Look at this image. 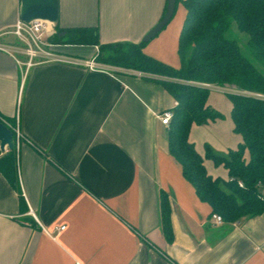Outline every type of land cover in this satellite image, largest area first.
I'll list each match as a JSON object with an SVG mask.
<instances>
[{
    "label": "crops",
    "instance_id": "obj_1",
    "mask_svg": "<svg viewBox=\"0 0 264 264\" xmlns=\"http://www.w3.org/2000/svg\"><path fill=\"white\" fill-rule=\"evenodd\" d=\"M58 3L60 28L96 26L102 43H139L162 18L167 0ZM19 9L20 0H0V34ZM184 15L179 2L143 51L178 66ZM15 41L0 35V45ZM56 51L89 60L97 46L58 43ZM138 73L48 62L24 75L15 58L0 50V116L22 135L16 167L24 201L22 209L0 171V264H264V211L213 222L210 206L170 155L168 128L157 118L175 99L150 75ZM227 99L223 88L209 87L207 103L230 117ZM231 131V117L227 123L217 119L193 124L188 138L203 157L205 144L225 155L241 140ZM204 166L212 177L229 179L211 159L204 158ZM161 192L170 204V240L161 227Z\"/></svg>",
    "mask_w": 264,
    "mask_h": 264
},
{
    "label": "trees",
    "instance_id": "obj_2",
    "mask_svg": "<svg viewBox=\"0 0 264 264\" xmlns=\"http://www.w3.org/2000/svg\"><path fill=\"white\" fill-rule=\"evenodd\" d=\"M179 2L185 15L178 36V66L145 53L144 41L102 43L96 26H56L51 40L95 45L97 62L137 70L159 82L177 102L167 126L169 153L180 164L197 197L210 206L211 214H219L226 222L258 215L264 211V0H176V5ZM233 26L248 35L249 55L236 39L228 37ZM200 84L235 89L225 93L231 104L233 131L241 140L225 155L205 144L203 157L188 138L193 124L223 117L207 103L209 87ZM0 154V171L18 193L24 209L14 132L13 148ZM204 158L227 169L229 179L209 175ZM159 209L162 230L170 240V204L163 192Z\"/></svg>",
    "mask_w": 264,
    "mask_h": 264
},
{
    "label": "built area",
    "instance_id": "obj_3",
    "mask_svg": "<svg viewBox=\"0 0 264 264\" xmlns=\"http://www.w3.org/2000/svg\"><path fill=\"white\" fill-rule=\"evenodd\" d=\"M56 30L53 23L42 20L35 19L30 22L23 21L20 17L16 19L14 24L9 30L2 32V34H11L15 37L16 41L12 45H0V50L9 52L16 60L17 64L23 67V74L25 75L27 70L36 64L48 63V62H62L69 64H82L89 69H97L100 67L95 58L89 60H81L78 58L68 57L60 54L56 51L57 43L51 40V37L55 34ZM22 56L23 59H20ZM141 75L142 73H138ZM202 86L210 87L207 84H200ZM177 105V102H175ZM173 116L172 108L165 109L161 111L157 118L161 124L166 127L169 125L171 118ZM17 120V118H16ZM0 121L6 124L12 132L15 133V145L18 148L20 133L18 126H10L6 120L0 116ZM239 185H242L238 181ZM211 219L216 224L222 223L224 220L219 214H212ZM59 230L64 229V226L58 228ZM75 264H79L76 262Z\"/></svg>",
    "mask_w": 264,
    "mask_h": 264
},
{
    "label": "water",
    "instance_id": "obj_4",
    "mask_svg": "<svg viewBox=\"0 0 264 264\" xmlns=\"http://www.w3.org/2000/svg\"><path fill=\"white\" fill-rule=\"evenodd\" d=\"M176 0H167L165 12L160 21L147 33L143 41L152 38L161 30L173 16ZM19 17L30 22L35 19H42L53 23L56 27L59 19L58 0H20ZM13 148V132L0 121V151L4 155Z\"/></svg>",
    "mask_w": 264,
    "mask_h": 264
},
{
    "label": "rangeland",
    "instance_id": "obj_5",
    "mask_svg": "<svg viewBox=\"0 0 264 264\" xmlns=\"http://www.w3.org/2000/svg\"><path fill=\"white\" fill-rule=\"evenodd\" d=\"M231 29H229L230 31H228V33H227V35H228V37H231V38H233V39H236L237 40V42L239 43V45H240V47H241V49H242V51L245 53V54H247V55H249L248 54V52L249 51H247L248 49H247V47H246V40L248 39V35L246 34V33H244V32H240V31H238L234 26L233 27H230ZM224 90H235L234 89V87H225L224 88ZM211 94H214L215 95V93H211ZM213 96V95H212ZM226 98V97H225ZM228 100V99H227ZM222 112V115H223V117L220 119L221 120V122H223L224 121V123L226 122H230V117H229V114L228 113H225V112H223V111H221ZM10 126H12V124L11 123H8ZM231 132H233V131H231ZM233 134H235L234 132H233ZM236 136L237 137H239L237 134H236ZM22 139V135L20 134V140ZM240 139V138H239ZM237 144V142L235 143V145ZM1 155V154H0Z\"/></svg>",
    "mask_w": 264,
    "mask_h": 264
}]
</instances>
